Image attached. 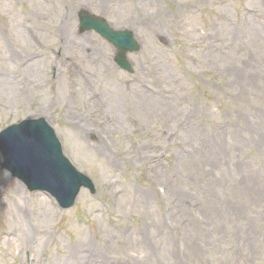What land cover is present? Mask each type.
<instances>
[{
    "label": "rangeland",
    "instance_id": "374dc122",
    "mask_svg": "<svg viewBox=\"0 0 264 264\" xmlns=\"http://www.w3.org/2000/svg\"><path fill=\"white\" fill-rule=\"evenodd\" d=\"M82 10L133 31L132 73ZM253 18L264 42V0H0V131L44 116L97 188L63 210L0 152V264H264Z\"/></svg>",
    "mask_w": 264,
    "mask_h": 264
},
{
    "label": "water",
    "instance_id": "95a60500",
    "mask_svg": "<svg viewBox=\"0 0 264 264\" xmlns=\"http://www.w3.org/2000/svg\"><path fill=\"white\" fill-rule=\"evenodd\" d=\"M81 26L84 30L95 28L114 41L121 49L118 62L130 68L125 59L126 51L139 48L130 31H113L103 21L87 13L81 15ZM0 146L6 158L5 167L22 178L31 190L46 189L54 193L62 207L73 205L81 186L93 188L90 179L63 156L52 129L44 119L26 120L3 130Z\"/></svg>",
    "mask_w": 264,
    "mask_h": 264
},
{
    "label": "bare ground",
    "instance_id": "6f19581e",
    "mask_svg": "<svg viewBox=\"0 0 264 264\" xmlns=\"http://www.w3.org/2000/svg\"><path fill=\"white\" fill-rule=\"evenodd\" d=\"M252 21V24L250 23V26L248 27V29H250V33H249V37H251V41L252 43L255 45V46H261V44H264V42H262L261 40V35L259 34L260 30L258 29L257 30V19L256 18H253L251 19ZM15 56L12 55V57H8L6 59V61L8 60H12V58H14ZM39 67V66H38ZM9 69L6 71V73H3L1 74V77H0V87L1 88H4L5 91L9 90V88L11 87V85H13V79H12V75L10 74V72H8ZM39 69H37V73H38ZM18 84H21V81L18 82ZM11 188H12V191L17 193L18 196H20V187L18 186L17 183H13L11 185ZM20 216L23 217L24 216V212L23 210L21 209L20 211H18ZM23 223V222H21ZM13 235V232L12 231H4V233L1 234V236H5V237H10ZM93 257V256H92ZM91 257V258H92ZM97 257L99 256H95V258L93 257V261H96L97 260ZM71 264V263H70Z\"/></svg>",
    "mask_w": 264,
    "mask_h": 264
}]
</instances>
